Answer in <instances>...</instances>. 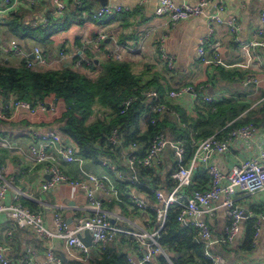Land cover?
<instances>
[{
	"label": "crops",
	"instance_id": "1",
	"mask_svg": "<svg viewBox=\"0 0 264 264\" xmlns=\"http://www.w3.org/2000/svg\"><path fill=\"white\" fill-rule=\"evenodd\" d=\"M32 1V5L22 2L9 14H0V63L18 67L28 58L32 59L30 55L34 47L40 48L47 55L44 64L34 63L33 68L51 67L55 64L63 67L70 66L74 55L83 57L77 45L79 37H75L73 42L66 43L68 53L61 49L58 54H54L44 49L40 43L22 38L18 32L15 35L9 31L7 25L14 17H17L22 24L36 28L38 26H32L35 20L45 18L46 23H49L50 20L64 19L66 14L72 12L74 8L82 6L81 0H64L66 10L62 16H57L53 12L50 0ZM78 1H80L79 5L76 4ZM89 1L90 9L99 6L96 1ZM172 1L174 4H193L197 0ZM2 2L3 0H0V6ZM107 3L124 8L123 12L113 14L116 18L112 22L98 26L88 17L84 18V15L89 14L82 12L81 19L84 22L72 20V24L75 22L80 27L87 28L86 30L92 34L95 42L89 48L90 52L92 51L93 60L96 61L95 66L106 60L107 52L113 51L120 56L118 60L129 63L132 71L142 80L153 79L160 87L161 93L157 94L167 108L160 119L166 123L163 128L166 145L158 155L160 163L154 164L143 175L138 173L142 167L134 169L128 167L125 153L121 154L118 151L113 154V159L109 161L114 163L117 169L123 170L124 175L136 178L138 184L128 185L126 181L119 180L109 167V171L106 169V163L103 162L108 161V158L102 159L101 164L95 165L78 155L77 148L72 141L57 130L58 125L49 124L53 113L29 116L25 111L18 110L15 119L0 123V140L8 143L7 148L0 147V173L12 179L13 186L22 192L20 204L32 212L41 213L45 227L51 232L55 231L52 224L54 206H64L60 213L70 226L88 215L89 212L84 209L85 194L78 188L59 184L45 191L40 190V185L48 179V175L44 173L43 165L33 164L28 150L29 147H37L42 140L40 138L42 134H50L56 142L73 145L76 148V154L83 159L81 167L84 170L94 175L110 177L117 187L121 202L116 203L112 199L110 203H103V206L108 210L119 212L126 221L135 223L148 231L154 229V215L149 209L138 210L132 207L131 195L142 199L149 208L159 207L160 204L155 200L154 191L160 190L163 195H166L171 190L174 181L170 174L178 165H188L196 141L212 135L224 125L227 129L221 132L222 139H228L227 132L231 127L247 124L254 127L255 133L250 141L226 140L227 151L213 152L208 155L207 164L215 165L225 174L242 161L258 157L259 153L264 151V34L259 38L262 45L254 47L247 45L252 33L259 25V16L264 11V0H227L221 16L224 20L235 18L238 29L235 33H230L226 25L211 24L212 32L205 42L203 60L195 56L196 46L198 39L208 32L207 17L214 11L215 0L209 2L204 14L180 21L175 25H170L165 17L154 15L157 0H107ZM108 31L111 33L114 31V35L107 36ZM56 39L57 33L51 36L49 46ZM121 39L124 40L123 43L118 42ZM12 41L19 48V53L12 50L10 45ZM101 41H104L106 45L99 48ZM161 41L166 53L173 58L171 69L158 56V45ZM7 53L20 54L23 57L21 63L11 65L8 59L2 56ZM60 54H63V58ZM75 63L73 68L79 70L80 63L77 66ZM96 72L98 71H95V74ZM88 74L94 73L88 71ZM246 78H252L254 82H249L244 86L243 81ZM183 87L192 88V93L189 92L175 98L167 96L168 92L177 91ZM149 89L154 90L155 87ZM193 93H196L195 96ZM203 95L211 97L212 100H204ZM11 99L10 94L0 97V108L5 105L8 112L13 111L11 107L9 108ZM173 126L175 129L172 128ZM139 128L144 130V119L140 120ZM176 129L185 132L184 139L177 137ZM186 141L190 144L189 148L186 147ZM175 143L183 145L181 157L176 154ZM137 146L141 150L144 149L140 143H137ZM50 152L55 157V163L62 173L71 179L80 178L76 164L64 163L55 150ZM178 158L182 159L181 164H178ZM205 168L206 166H201L195 171L191 186L184 189L186 193L192 189L205 190L208 188L209 176ZM96 195L103 198L101 192H97ZM10 196V193L7 194L5 203L10 201ZM236 202L248 217L239 222L238 232L231 243L225 242L223 237L228 221L224 208L217 207L211 214L202 216L212 238L217 241L209 247V250L223 257L227 264H252L264 255V191L246 195L237 199ZM257 220L260 223L259 232L254 239L253 227ZM112 222L118 227H129L124 221ZM9 228L7 217L0 213V245L5 247L4 253L11 264H20L19 259L27 246L37 251L35 258L37 264H47L44 257L47 248L63 256V241L56 238L43 240L38 238L31 229L16 227L8 237L6 232ZM248 236L249 242L246 243ZM192 241L198 244L201 250L199 258L196 256L192 258L193 264H198L203 260L204 243L194 231ZM162 248L168 257V260L164 258L165 261L172 264L169 256L174 252ZM105 249L113 253L121 252L137 256L136 243L126 236H117L107 243ZM158 256L154 257L152 264H159ZM184 260L185 258H180L179 262Z\"/></svg>",
	"mask_w": 264,
	"mask_h": 264
},
{
	"label": "built area",
	"instance_id": "2",
	"mask_svg": "<svg viewBox=\"0 0 264 264\" xmlns=\"http://www.w3.org/2000/svg\"><path fill=\"white\" fill-rule=\"evenodd\" d=\"M53 12L57 16H62L66 10L64 0H50ZM211 0H197L193 4L181 3L174 4L172 0H157L154 8V15L165 17L170 25H175L180 21L197 17L204 14ZM214 11L208 19L207 34L200 37L197 41L195 56L197 59L203 60L204 46L208 35L212 32L211 24L226 25L230 33H235L238 29V24L235 18L224 20L221 13L224 11L227 0H215ZM22 2L32 5V0H3L0 6V14L7 15L21 5ZM80 1L76 4L79 5ZM124 8L120 5L106 4L98 6L91 10V16L94 19L112 15L123 11ZM46 24L45 18H40L32 23V26H42ZM264 34V11L259 16V25L255 28L248 46L262 45L259 38ZM12 50L19 53V48L15 42L10 43ZM32 59L25 61L28 68L34 63L44 64L46 59L42 55V51L38 47H34ZM158 56L162 59L168 68L173 66V58L166 53L162 41L158 45ZM63 58V54H60ZM106 60H118L120 56L115 52H107ZM79 62L75 63L77 66ZM264 67V66H263ZM249 82H254L252 78H246L243 85L246 86ZM192 88L183 87L177 91L168 92L169 98L179 97L183 94L192 93ZM196 93H193L195 96ZM144 98L148 103L153 117L150 120L151 124H155L165 114L167 108L161 102L157 92L149 89L144 92ZM204 100L211 101L212 98L203 95ZM7 111L5 105L0 108V123L9 122L16 118L18 110H23L29 116L38 114L53 113L54 105L52 103L46 105L41 102H36L34 105L26 101L16 100L14 97L10 100ZM226 128V127H225ZM221 128L193 145L191 159L187 166L178 165L177 168L170 174L174 181L171 190L166 194L160 190L154 191V197L159 207H147L144 201L135 195H131V206L138 210L149 209L153 213L154 229L148 231L146 228L138 226L135 223L126 221L119 212L108 210L103 206V203H110L115 200L116 203L121 202L118 190L113 181L107 175H94L90 171L84 170L83 159L76 154V148L71 144H63L56 142L50 134H42L41 142L37 147H29V154L34 165H43V171L48 175V179L40 185V190L45 191L53 188L56 185L64 184L72 188L82 190L86 197V205L84 209L89 212L88 215L76 221L73 226H70L61 216L60 211L64 208L63 205L54 206L55 210L52 213V224L55 228L54 232L49 231L44 224L41 213H36L28 210L19 202L22 192L19 188L13 186L10 177H4L0 173V213H3L10 224L9 230L6 232L10 237L12 230L16 228L31 229L35 235L43 240L56 238L63 241V256L55 254L51 249H46L44 253L47 264H73V262L87 263L92 257L100 254L106 247L108 242L114 240L117 236H126L134 240L137 246V256L127 255L128 264H152L156 255H161L168 260L167 254L158 242L160 232L164 229L167 214L170 210L175 211V220L183 227L191 228L197 237H200L204 243L203 260L198 264H227L226 260L220 255L213 254L209 247L217 242L212 238L211 232L203 221L204 214H211L217 207H222L225 210L228 218L225 225L223 237L225 242L231 243L236 236L239 228V222L248 216L243 209L237 204L236 200L246 195L255 194L264 191V151L259 153L258 157L248 158L242 161L239 165L234 166L228 173H222L215 165L207 164L208 155L210 153H224L228 149L226 140L233 141H250L255 133V129L251 124L242 125L239 127H231L228 129V139H222ZM111 149L118 150L121 154L125 153V158L128 167H142L150 169L154 164H159L158 155L166 145L165 136L162 132H157L150 140L149 144L141 150L136 143H129L126 146L122 144V139L117 136L115 130L109 136ZM176 144V154L181 157L183 145ZM0 147L7 148L8 143L0 140ZM51 150H55L61 157L64 163L76 164L80 173V178L71 179L60 171L56 165L55 157L51 154ZM103 162V161H102ZM182 159L178 158V164H181ZM113 171L119 180H124L128 185H136L135 176H127L123 171L118 170L114 163L109 160L103 162ZM201 166H206V172L209 176V186L205 190L192 189L186 193L184 189L192 184V176ZM101 192L103 198L97 197L96 193ZM10 193V201L5 203L7 194ZM127 222L129 227L123 228L114 225L112 221ZM259 220L254 225V239L259 232ZM84 231L90 235L91 245L85 246L80 238ZM5 247L0 245V264H11L10 260L5 255ZM94 252V254H92ZM37 251L27 246L24 248L19 259L20 264H37L35 261ZM252 264H264V255Z\"/></svg>",
	"mask_w": 264,
	"mask_h": 264
},
{
	"label": "trees",
	"instance_id": "3",
	"mask_svg": "<svg viewBox=\"0 0 264 264\" xmlns=\"http://www.w3.org/2000/svg\"><path fill=\"white\" fill-rule=\"evenodd\" d=\"M89 3V0H81V8L80 6L74 8L64 19L50 20L49 23L36 28L22 24L17 17L11 19L7 27L15 35L20 33L22 38L45 45L51 42V36L67 30L72 20L84 22L81 19L82 12L89 14L87 16L89 20L98 26L106 25L116 18L113 14L92 18ZM118 42L123 43L124 40ZM99 44V48L106 45L104 41ZM80 51L83 57L74 55L71 65L65 67L60 65L28 68L26 63L18 67L0 63V97L10 94L16 100L26 101L32 105L36 102L46 105L52 103L54 111L49 124L56 123L57 130L76 146L78 155L92 164L99 165L104 158L111 160L113 154L118 152L113 151L109 143V136L113 130L122 139L123 145L140 143L145 148L157 132L163 133L166 126L161 120L155 124L150 123L153 115L144 98V92L150 87H155L154 90L160 94V87L153 79L142 81L125 61L111 59L99 62L95 66L91 52L88 49ZM42 55L46 57L47 54L42 52ZM75 62L80 63L79 70L73 68ZM88 71L94 75L90 76ZM95 71L98 72L95 74ZM97 110H100L101 115L89 121ZM142 119L145 124L144 130L139 128ZM224 126L223 130H226ZM172 128L175 129L174 126ZM176 130L177 137L184 139L185 132ZM186 147H190L187 141ZM146 170L149 169L140 168L138 173L143 175ZM141 186L142 184L139 188ZM192 237L193 230L180 226L175 220V212L170 210L158 242L169 252H174L169 256L172 264H193L192 258L201 256L200 247L193 243ZM248 242L249 236L246 239V243ZM180 258L185 260L179 262ZM157 260L159 264H168L161 255ZM73 264H128V262L125 253H113L104 249L87 263Z\"/></svg>",
	"mask_w": 264,
	"mask_h": 264
},
{
	"label": "rangeland",
	"instance_id": "4",
	"mask_svg": "<svg viewBox=\"0 0 264 264\" xmlns=\"http://www.w3.org/2000/svg\"><path fill=\"white\" fill-rule=\"evenodd\" d=\"M83 17L86 18L87 16L84 15ZM86 29L84 27H80L75 22L73 24L71 23L70 27L67 30L57 33V39L53 41V44L51 46H49L50 44H45L42 46L44 47V49H48L52 51L54 54H58L61 49H64L68 53V46L66 45V43H68V41L73 42L75 37H79V44L77 43L78 48L81 50L88 49L90 51L89 47L90 45H92L93 42H95V40L92 39L93 38L92 34L88 32ZM97 35L95 37H97ZM106 35L107 36L114 35V31L112 33L111 31H108L106 32ZM2 56L8 59L9 63L14 66L20 64L23 58L20 54H14V53L2 54ZM58 66L59 65L55 64L52 67H58ZM92 75L94 74H90V76ZM99 115H101L100 110H97L96 113L94 112V114L90 117L89 121L93 120L95 117Z\"/></svg>",
	"mask_w": 264,
	"mask_h": 264
},
{
	"label": "water",
	"instance_id": "5",
	"mask_svg": "<svg viewBox=\"0 0 264 264\" xmlns=\"http://www.w3.org/2000/svg\"><path fill=\"white\" fill-rule=\"evenodd\" d=\"M91 1H96L99 4V6H105L107 4V0H91ZM30 57L32 58V55H30ZM79 238L85 246L89 247L91 245L90 235L87 231H84L83 236L82 237L79 236Z\"/></svg>",
	"mask_w": 264,
	"mask_h": 264
}]
</instances>
